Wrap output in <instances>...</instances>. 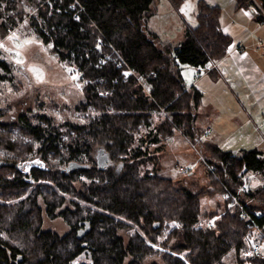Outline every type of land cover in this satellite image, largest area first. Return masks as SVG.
Segmentation results:
<instances>
[{"label":"trees","instance_id":"trees-1","mask_svg":"<svg viewBox=\"0 0 264 264\" xmlns=\"http://www.w3.org/2000/svg\"><path fill=\"white\" fill-rule=\"evenodd\" d=\"M168 1L179 10L187 0ZM234 1L264 24V0ZM155 3L0 0V20L13 30L28 19L50 53L73 67L82 96L74 111L85 119L59 123L27 111L0 122V264H223L231 255L235 264H264V253L248 254L250 239L264 241V160L256 149L231 152L202 138V95L182 76V66L203 69L226 56L232 40L221 10L198 1L196 27L186 26L173 48L147 31ZM0 69V82L13 85L10 65ZM176 134L196 146L216 180L205 172L186 187L162 175ZM72 164L82 168L67 171ZM216 198L222 203L202 213L201 201ZM55 220L65 233L45 228Z\"/></svg>","mask_w":264,"mask_h":264},{"label":"rangeland","instance_id":"rangeland-1","mask_svg":"<svg viewBox=\"0 0 264 264\" xmlns=\"http://www.w3.org/2000/svg\"><path fill=\"white\" fill-rule=\"evenodd\" d=\"M195 3L196 0H187L179 10H176L168 0H156L155 14L147 20V31L173 48L179 47L185 40L186 26L194 28L197 25L194 17ZM27 20L18 23L13 30L6 18L0 20V62L10 65L13 80V85L10 82H0V122H13L23 112L31 111V113H44L59 123L66 121L84 123V116L74 111L82 101L81 87L77 84L75 70L50 53L51 46L41 42L30 29ZM2 26L9 30L8 34L1 33ZM3 74L4 71L0 69V75ZM196 76L194 69L190 66L186 67L184 77L187 85ZM168 141L163 152V176L177 180L179 185L187 187L191 186L190 184L198 177L203 179L205 172L209 173L200 160L199 150L192 149L182 136L176 134ZM224 146L223 149L230 151H239L242 148L241 145L231 149L229 146ZM178 166L191 169L194 174L182 176L178 172ZM212 178L213 176L210 177ZM260 179L259 176L257 180L251 179L253 187L258 185ZM202 185L201 180L197 187ZM222 201L221 198L201 201L202 213L216 208ZM45 228L58 234L66 232V227L60 220L46 221ZM249 242L251 245L248 254L251 253L252 246L259 243L256 236ZM223 264H235L234 257L232 255L225 257Z\"/></svg>","mask_w":264,"mask_h":264},{"label":"crops","instance_id":"crops-1","mask_svg":"<svg viewBox=\"0 0 264 264\" xmlns=\"http://www.w3.org/2000/svg\"><path fill=\"white\" fill-rule=\"evenodd\" d=\"M202 1L220 8L221 28L232 43L226 56L213 65L208 75L191 67L197 76L189 85L184 77L188 66H182L186 89L193 88L202 95L197 126L201 127L202 138L221 148L241 145L239 151L256 149L264 160V24L254 21L253 9L236 10L234 0ZM260 177L253 188L261 186Z\"/></svg>","mask_w":264,"mask_h":264},{"label":"built area","instance_id":"built-area-1","mask_svg":"<svg viewBox=\"0 0 264 264\" xmlns=\"http://www.w3.org/2000/svg\"><path fill=\"white\" fill-rule=\"evenodd\" d=\"M240 51H241V50L238 48V49H237V52H240ZM214 67H215V66H213V65H207V66H205L203 69H201V71H202V73H203L204 75H207V74H209L210 72L213 71ZM187 142L190 144V146L192 147V149H194V150L197 151V148H196L195 145H192L191 142L188 141V140H187ZM199 155H200V154H199ZM200 160L203 161L202 158H201V155H200ZM206 169H207L208 172L211 174V176H213V179L216 180V179H217V176H216V174L214 173V168H213V167H207V166H206ZM189 171H191V169H186V168H184V167H178V172H179V174L182 175V176H185V175L187 174V172H189ZM245 190H247V187H246V186H245V187H242V188L240 189V191H245ZM226 198H231V200H232L230 207H234V206L238 205V202H237V199H236V198H234V197H232V196H230V195H227ZM242 210H243V209H242ZM258 233H260V232L258 231ZM263 248H264V241H263V243H261V244H255V245H253L250 254H251L253 257H260V256L263 254Z\"/></svg>","mask_w":264,"mask_h":264},{"label":"flooded vegetation","instance_id":"flooded-vegetation-1","mask_svg":"<svg viewBox=\"0 0 264 264\" xmlns=\"http://www.w3.org/2000/svg\"><path fill=\"white\" fill-rule=\"evenodd\" d=\"M96 159L98 161V165L103 168H107L110 165V162L103 152V150H100L96 153ZM88 230V226H86L85 229H81L78 231V234L82 232V236H80V239L84 236L85 232Z\"/></svg>","mask_w":264,"mask_h":264},{"label":"water","instance_id":"water-1","mask_svg":"<svg viewBox=\"0 0 264 264\" xmlns=\"http://www.w3.org/2000/svg\"><path fill=\"white\" fill-rule=\"evenodd\" d=\"M73 168H78V169H81V168H82V166H80V165H77V164H72V165H70V166L67 168V171H69L70 169H73Z\"/></svg>","mask_w":264,"mask_h":264},{"label":"snow or ice","instance_id":"snow-or-ice-1","mask_svg":"<svg viewBox=\"0 0 264 264\" xmlns=\"http://www.w3.org/2000/svg\"><path fill=\"white\" fill-rule=\"evenodd\" d=\"M19 62V61H18ZM35 71V70H34ZM39 79V76L37 77Z\"/></svg>","mask_w":264,"mask_h":264}]
</instances>
